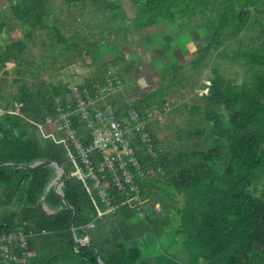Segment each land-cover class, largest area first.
I'll return each mask as SVG.
<instances>
[{"label": "trees", "instance_id": "trees-1", "mask_svg": "<svg viewBox=\"0 0 264 264\" xmlns=\"http://www.w3.org/2000/svg\"><path fill=\"white\" fill-rule=\"evenodd\" d=\"M8 2L14 19L23 28H30L27 37L46 25L53 30V41L84 56L79 44L66 38L60 27L46 23L50 0ZM63 2L70 6L91 3L107 10L124 11L120 1ZM131 2L141 30L161 24L171 30L177 25L197 24L199 39L195 42L189 39L181 46L184 56L190 54L191 44L196 48V56L190 61L195 71L208 66L207 59L216 53L219 58L242 60L250 72L249 80L237 83L226 78L217 65L210 66L207 91L190 108L194 126L185 134L186 140L195 146L163 147L153 133L156 155L152 156L146 145L137 141L141 168L135 183L141 189L143 204L156 198L158 190H163L171 201L183 198L182 207L175 208L180 223L171 244L182 237L189 264H264V0ZM5 27L0 22V37ZM248 29L257 31L253 45L234 48L232 45L239 44L241 34ZM113 49L102 57L88 51L94 61L102 63L94 77H103L109 67L124 64V52L120 49L117 54ZM25 50L23 40L12 41L0 49V70L4 75L8 74L5 71L8 64L17 65L23 60ZM112 53L114 60L106 62V56ZM184 68L176 60L158 72L165 77L171 71L173 81L180 82L179 73ZM15 83L20 86L11 96L5 94L0 83V164L29 166L47 160L58 162L65 170L64 199L76 211L74 217L55 186L46 194V188L57 175L54 166L27 170L0 165V232L16 231L24 222L36 232L29 240L33 256L25 264H100L97 249L103 264H150L147 254L154 256V264H182L155 243L143 246L144 234L135 239L133 229L143 210H137L114 187L111 175L108 193L117 206L115 216L107 213L96 198L92 181L83 182L74 176V152L64 143L42 141L36 130L29 129L31 121L45 123L57 117L56 102L67 100V85L37 82L31 86L24 78ZM170 91V86L162 85L120 108H135L141 113L162 109ZM109 101L116 104L114 99ZM76 126L81 127L77 122ZM100 160L96 154V162ZM44 197L47 210L42 207ZM161 208L166 214L170 211L163 202ZM151 210L149 224L158 221L152 217L157 215L154 207ZM94 220L96 226L92 229L89 224ZM72 222L77 239L85 245L73 238ZM127 228L129 232H123Z\"/></svg>", "mask_w": 264, "mask_h": 264}, {"label": "rangeland", "instance_id": "rangeland-1", "mask_svg": "<svg viewBox=\"0 0 264 264\" xmlns=\"http://www.w3.org/2000/svg\"><path fill=\"white\" fill-rule=\"evenodd\" d=\"M106 1H120L121 4L126 2V0ZM9 6L8 0H0V22L6 25L3 35L0 37V49L5 48L12 41L23 40L26 43V50L23 60L17 65L11 63L7 65L5 69L7 75H4L0 70V83L7 96L15 95L18 92L20 84H16L15 80L19 78H24L31 86L37 82L67 85L78 83L84 78H90L91 73L96 68H100L97 66H101L102 63L90 66L88 62H90L91 56L87 54L88 51L91 55L102 57L114 46L113 52L118 54L122 48L119 49L118 45L112 42L114 40L121 41L124 46L131 45L133 48L138 46V52L141 50V46H144L146 53L144 52V59L140 58L139 63L123 64L118 68L109 67V69L112 68L120 72L126 83L125 93L115 98V102L117 106L121 107L126 102L156 90L162 85L170 86L171 91L163 105V107H170V111L163 123H153L152 125V132L163 147L195 146L186 140L185 134L191 131L194 126L190 108L207 91L206 86L211 77L210 66L217 65L226 78H232L237 83L247 81L250 77V72L242 60L219 58L216 53L211 54L207 59L208 66L195 71L190 65V61L196 56V48L191 44L189 46L190 54L184 56L181 46L186 44L189 39H192L193 42L199 39L197 24L193 26L191 23L177 25L174 30L161 24L157 26L159 34L154 36L141 30L136 19H128L125 9L124 11L107 10L101 6H93L91 3L70 6L66 5L63 0H50L48 4L50 14L46 23L60 27L66 38L74 40L73 44L74 42L78 43L84 53V56L80 57L74 48L67 50L63 44L53 41L51 38L53 30L49 26L45 25L43 29H35L32 31L31 37H27L26 33L31 31L30 28L27 26L23 28L21 23L14 19ZM256 37L255 29L245 30L240 36V43H234L232 46L234 48L237 46L249 48L253 45ZM111 42L112 44H110ZM232 46L228 47L230 55ZM70 60L73 61L70 62ZM176 60L185 66L179 73L180 82L173 81L171 71L165 77L158 72V69L163 70L164 65ZM76 67L80 70H76ZM18 71L22 72L23 76H20ZM0 114L2 115L1 110ZM28 125L31 132L37 131V135L42 141L51 140L61 144L65 138L59 124L55 121L51 123H47V120L45 123L31 121ZM1 189L2 185L0 184V193ZM157 192L156 198L143 204V212L139 216L138 224L133 229L135 239L144 234L143 246L151 247L155 243L161 251L171 254L180 263L189 264V254L182 243V237H178L177 241L171 244L180 223L175 208L182 207L183 198L177 197L175 201H171L163 190ZM162 202L170 209L169 213L166 214L162 211ZM152 207L157 212V215L153 214L152 217L158 221L149 224L147 220L151 217ZM126 230L123 232H129L128 228ZM147 257L150 264H154V256L147 254Z\"/></svg>", "mask_w": 264, "mask_h": 264}, {"label": "built area", "instance_id": "built-area-1", "mask_svg": "<svg viewBox=\"0 0 264 264\" xmlns=\"http://www.w3.org/2000/svg\"><path fill=\"white\" fill-rule=\"evenodd\" d=\"M125 88L124 78L112 68L103 77L91 76L78 83H69L67 100L56 102L57 117L47 119V123L55 121L59 124L65 136L61 143L75 154L74 176L83 182H93L96 198L113 216L117 206L108 193L109 175L114 187L137 210H142L141 189L135 183L141 168L137 141L144 143L148 153L155 156L152 125L163 123L170 111V107L164 106L141 113L135 108H120L109 101ZM76 122L81 127L76 126ZM96 154L101 157L99 163ZM95 226V220L90 222V228ZM45 233L43 230L42 234ZM34 236L35 230L28 228L26 222L16 231L0 232V264L27 263L33 256L29 240Z\"/></svg>", "mask_w": 264, "mask_h": 264}, {"label": "crops", "instance_id": "crops-1", "mask_svg": "<svg viewBox=\"0 0 264 264\" xmlns=\"http://www.w3.org/2000/svg\"><path fill=\"white\" fill-rule=\"evenodd\" d=\"M122 6L124 7V9H125V11H126V13H128V19H134L135 18V16H136V10H135V7H134V5L132 4V2H131V0H126V2H122ZM165 27V26H164ZM144 31H147L149 34H153L154 36H157V34H159V32H158V29H157V27H153V28H150V29H147V30H144ZM112 42H114L116 45L118 44L121 48H122V51L124 52V59H125V61H124V64H128V63H135V64H137V63H139V60H140V58H143L144 59V56H145V53H146V49L144 48V46H141V50L138 52V49H137V47L135 48H133L131 45H126V46H124L123 44H122V42L121 41H119V40H114V41H112ZM112 42L110 43V44H112ZM112 47H114V46H112ZM111 49V48H110ZM141 52V53H140ZM145 52V53H144ZM91 58V57H90ZM134 58V59H133ZM142 59V60H143ZM112 60H114V54L112 53V54H110V55H108V56H106V58H105V61L106 62H110V61H112ZM89 64H90V66H94L95 65V63H101L100 61H94L92 58L90 59V62H88ZM93 64V65H92ZM154 64H155V62H154ZM73 65H75V64H73ZM72 65V66H73ZM142 66H143V64H141ZM76 66V65H75ZM74 66V67H75ZM97 67H100V66H97ZM76 70H80V68H77L76 67ZM99 70V68L97 69L96 68V70H94L91 74H92V76H94L95 75V73H97V71ZM123 76V75H122ZM124 77V76H123ZM125 79V78H124ZM125 90H126V88H125ZM125 90H124V92H122L121 94H123V93H125ZM121 94H119L118 96H120ZM117 96V97H118ZM116 97V98H117ZM114 100H115V98H114ZM128 102H130V101H128ZM57 123V122H56Z\"/></svg>", "mask_w": 264, "mask_h": 264}, {"label": "water", "instance_id": "water-1", "mask_svg": "<svg viewBox=\"0 0 264 264\" xmlns=\"http://www.w3.org/2000/svg\"><path fill=\"white\" fill-rule=\"evenodd\" d=\"M0 165H4V166H8V167H14V168H23V169H27V170H30V169H35V168H38V167H45V166H54L56 168V172H57V175H56V178L48 185V187L46 188V194L49 192V190L51 189V187L55 186L56 189L58 190L61 198L64 200V204L66 207L68 208H71L74 212V217H75V214H76V211L69 205L68 202L65 201L64 199V195H63V191H62V187H63V180H62V176L63 174L65 173V170L63 168V166L59 165L58 162L56 161H51V160H47V161H42V162H36L32 165H29V166H23V165H15V164H0ZM42 207L46 209V205H45V197L42 199ZM62 207H60L59 209H61ZM55 211H50L49 213L52 214L54 213ZM71 232H72V235H73V238L75 239V241L80 244V245H85L83 243H81L78 239H77V236L75 234V229H74V226H73V222H72V225H71ZM97 252V260L100 264H103L101 259H100V254H99V251L98 249L96 250Z\"/></svg>", "mask_w": 264, "mask_h": 264}]
</instances>
